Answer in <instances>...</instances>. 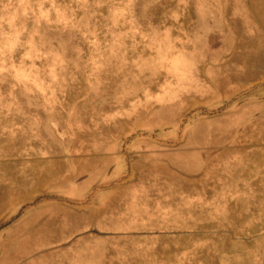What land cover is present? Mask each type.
Instances as JSON below:
<instances>
[{
    "label": "rangeland",
    "instance_id": "obj_1",
    "mask_svg": "<svg viewBox=\"0 0 264 264\" xmlns=\"http://www.w3.org/2000/svg\"><path fill=\"white\" fill-rule=\"evenodd\" d=\"M0 264H264V0H0Z\"/></svg>",
    "mask_w": 264,
    "mask_h": 264
}]
</instances>
